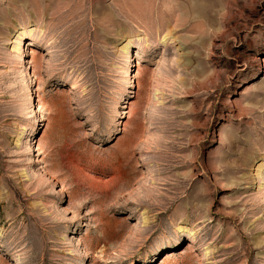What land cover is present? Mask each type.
Masks as SVG:
<instances>
[{"label": "rangeland", "instance_id": "1", "mask_svg": "<svg viewBox=\"0 0 264 264\" xmlns=\"http://www.w3.org/2000/svg\"><path fill=\"white\" fill-rule=\"evenodd\" d=\"M0 264H264V0H0Z\"/></svg>", "mask_w": 264, "mask_h": 264}]
</instances>
